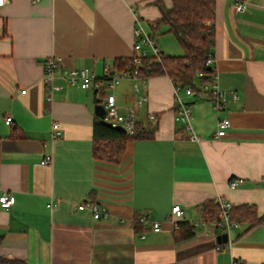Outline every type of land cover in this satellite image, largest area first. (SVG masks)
<instances>
[{"label": "crops", "instance_id": "1", "mask_svg": "<svg viewBox=\"0 0 264 264\" xmlns=\"http://www.w3.org/2000/svg\"><path fill=\"white\" fill-rule=\"evenodd\" d=\"M243 1L246 10L239 13L235 0H215L212 66L227 100L223 109L181 92L192 103L188 129L175 120L172 80L141 78L139 93L147 98L137 121L153 123L155 131L128 140L118 162L92 156L94 106L105 83L81 89L58 72L62 87L48 100L42 62L55 56L59 71L88 67L103 76L106 62L134 55L136 26L152 33L150 23L160 15L153 0H7L0 6V195L13 198L8 209L0 205L1 258L16 264H264L263 224L232 229L218 242L224 232L201 212L203 203L221 198L264 214V0ZM170 35L154 34L163 54L173 48ZM109 93L121 111L135 102L130 79ZM222 118L230 126L217 137ZM53 121L62 132L56 140ZM45 156L50 163H41ZM237 177L244 182L231 189L228 181ZM91 200L105 217L77 208ZM175 203L182 207L178 219L196 224L190 237L175 239L165 221ZM140 217L162 222V229H136Z\"/></svg>", "mask_w": 264, "mask_h": 264}, {"label": "trees", "instance_id": "2", "mask_svg": "<svg viewBox=\"0 0 264 264\" xmlns=\"http://www.w3.org/2000/svg\"><path fill=\"white\" fill-rule=\"evenodd\" d=\"M159 10V18L150 23L154 37L156 33L171 34L180 47L182 55H164L160 60L153 57L141 59L136 65L133 56L115 58L112 68L118 72L137 70L142 77L166 75L173 84L190 87L195 98H211V88L215 84V70L207 64V59L213 56L215 34L213 22L215 19V0H172L170 8H166L162 0H153ZM164 26L166 29L160 31ZM101 82L108 78L98 77ZM99 81V84H101ZM103 118L96 117L92 128V156L93 158L118 162L128 140L151 138L155 125L149 123L135 126L133 135H127L117 128L106 125ZM90 202H93L91 200ZM204 222L211 223L219 218V206L215 201H208L201 206ZM231 219L238 221L239 227L244 226L242 232L249 230L256 224L264 225V214L259 215L254 205H232L229 209ZM142 224L135 220V228ZM238 227V228H239ZM196 228L194 223L180 221L174 229L175 239H184L193 235ZM0 264H16L14 260L0 257Z\"/></svg>", "mask_w": 264, "mask_h": 264}, {"label": "built area", "instance_id": "3", "mask_svg": "<svg viewBox=\"0 0 264 264\" xmlns=\"http://www.w3.org/2000/svg\"><path fill=\"white\" fill-rule=\"evenodd\" d=\"M38 1V0H33ZM7 0H0V6L5 4ZM234 6L237 12L242 13L246 10V5L243 0H235ZM133 50L134 55L133 61L136 65H140L141 59L145 57H153L154 60H160L163 57V53L158 48L155 39L147 32H145L141 26H136L133 30ZM213 57H209L207 59V64L212 65ZM44 68V74L42 77V82L44 84V88L46 91V97L48 100L52 99V95L55 91L61 89V85L56 83V78L58 72H60L61 77L64 79L66 84L76 85L81 89H89L91 87L99 85L98 77L94 76V74L90 71L88 67H80V68H62L60 69L59 59L55 56H49L45 58L42 62ZM103 76L108 79L104 81L105 83V91L103 93V97L100 99V104L104 107V115L103 120L108 122L109 125L113 128L117 126H121L126 130L127 135H133L135 131V126L138 123L137 121V109L142 105V103L146 100L145 95H141L139 93V85L138 81L143 78L137 70L131 72H118L112 68V65L108 62L104 64V74ZM123 79H130L133 81V88L135 91V102L133 105L126 107L123 111H121L116 103V98L114 94L109 93L113 88ZM22 93L25 90L21 91ZM183 93L185 97H192L194 92L190 89V87H182L178 84L173 85V93H174V113L175 120L184 125L186 128H190V117H191V107L192 103L186 100L180 93ZM233 98H236V95H232ZM210 102L212 103L213 108L216 111H221L226 104L227 100L224 93L216 88V85L213 84L211 88V98ZM149 121H155L156 115L153 113H149L148 115ZM12 122V118L10 116H6L4 118V123L6 125H10ZM230 126V122L227 118H222L218 121L216 136H223L227 128ZM62 135L60 124L56 121H53L50 130V137L53 140L60 138ZM195 138V137H194ZM51 161L50 156H45L42 160V164H48ZM244 182L243 178H231L228 181L229 187L231 189L236 188L238 185ZM13 203V198L3 193L0 195V205L2 208L8 209ZM215 203L219 206V218L210 224L215 228L219 229L224 233H229L232 229H236L239 227L238 221L231 219L229 214V209L231 208V203L225 201L224 199H216ZM51 206V203L49 204ZM78 209L87 208L92 212L94 219H99L100 217H105L106 213L94 202L81 203L77 205ZM182 216V207L175 203L171 206L170 214L166 218V222H169L173 225V229L178 228V224L180 218ZM178 219V220H176ZM138 221L146 227H150L153 231H160L162 229V222L153 221L150 222L144 217H140ZM196 225V224H195Z\"/></svg>", "mask_w": 264, "mask_h": 264}, {"label": "water", "instance_id": "4", "mask_svg": "<svg viewBox=\"0 0 264 264\" xmlns=\"http://www.w3.org/2000/svg\"><path fill=\"white\" fill-rule=\"evenodd\" d=\"M104 112H105V110H104L103 105H101V104H96V105L94 106V114L96 115V117H98V118H102L103 115H104ZM102 122L109 126V123H108V122H105L104 120H102ZM116 128L119 129V130H120L121 132H123L124 134H126V130H125L123 127H121V126H117ZM217 240H218V242H226V241L228 240V235H227V233H222V234H220V235L217 237Z\"/></svg>", "mask_w": 264, "mask_h": 264}, {"label": "rangeland", "instance_id": "5", "mask_svg": "<svg viewBox=\"0 0 264 264\" xmlns=\"http://www.w3.org/2000/svg\"><path fill=\"white\" fill-rule=\"evenodd\" d=\"M160 36L162 37L163 35H160ZM170 37H171V39L173 41V43L171 42V48L172 47L173 48L169 49L170 51H167V50L164 49V52H166V54H164V55L175 56L174 54H177L176 52H178L177 50L180 48V46H179L178 42L176 41V39L172 35H170ZM180 51L182 52V49H180ZM180 55H182V54H180Z\"/></svg>", "mask_w": 264, "mask_h": 264}]
</instances>
